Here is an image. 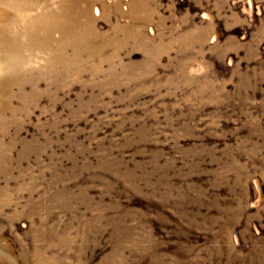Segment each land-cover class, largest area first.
<instances>
[{
    "label": "rangeland",
    "instance_id": "374dc122",
    "mask_svg": "<svg viewBox=\"0 0 264 264\" xmlns=\"http://www.w3.org/2000/svg\"><path fill=\"white\" fill-rule=\"evenodd\" d=\"M55 2L0 3V264H264V0H75L58 58L10 38Z\"/></svg>",
    "mask_w": 264,
    "mask_h": 264
},
{
    "label": "bare ground",
    "instance_id": "6f19581e",
    "mask_svg": "<svg viewBox=\"0 0 264 264\" xmlns=\"http://www.w3.org/2000/svg\"><path fill=\"white\" fill-rule=\"evenodd\" d=\"M10 0H0V3H8ZM17 7V12H20V15L23 16V19L30 15L31 11L37 6V4L42 0H11ZM47 1V0H46ZM54 6L46 5V7L37 15L34 19L37 21L34 25L28 23L24 20V25L17 28L16 31L12 30L11 36L13 33H18L19 35L27 39L25 45L39 46L44 51H50L54 58L60 56L61 47L68 45L69 41H75V34L81 32L79 31V18L83 16V12L86 10L78 11L75 0H55ZM86 1V0H84ZM98 12V10L96 9ZM16 13H10L12 18L15 17ZM87 28L90 26V18L87 20ZM61 30L62 39L56 40L53 37L54 32ZM58 34V33H57ZM11 39L13 38L10 37ZM78 39V38H77ZM79 40V39H78Z\"/></svg>",
    "mask_w": 264,
    "mask_h": 264
}]
</instances>
